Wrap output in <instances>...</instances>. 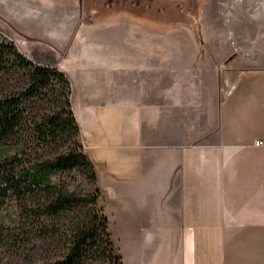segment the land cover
I'll list each match as a JSON object with an SVG mask.
<instances>
[{
  "label": "crops",
  "instance_id": "1",
  "mask_svg": "<svg viewBox=\"0 0 264 264\" xmlns=\"http://www.w3.org/2000/svg\"><path fill=\"white\" fill-rule=\"evenodd\" d=\"M96 4L53 19L24 11L16 27L26 42L40 40L24 20L61 29L47 54L72 84L71 106L75 79L81 108L118 119L132 151L125 218L148 228L124 264H155L157 247L159 264H264V67L219 96L207 46L168 31L166 13Z\"/></svg>",
  "mask_w": 264,
  "mask_h": 264
},
{
  "label": "rangeland",
  "instance_id": "2",
  "mask_svg": "<svg viewBox=\"0 0 264 264\" xmlns=\"http://www.w3.org/2000/svg\"><path fill=\"white\" fill-rule=\"evenodd\" d=\"M97 1L0 0V31L34 64L53 66L52 58L47 54L49 51L53 53L55 46V43L50 41L51 35L61 37L62 30L47 26L38 27L30 19L24 20L23 28L30 35L28 39L32 41L31 38H37L41 41L26 42L19 33L20 29L16 27L22 15L24 16L23 12L26 11L28 15L39 13L53 19L61 14L93 11L100 7L96 4ZM104 2V7L113 6L118 10L161 11L166 13L168 31L175 27L187 29L191 34L188 42L207 46L205 49L208 51L203 54H208L209 60L214 63L216 91L219 96L223 95L243 70L264 67V0ZM49 41L50 44H47ZM21 43L40 55H32L30 51L23 50ZM66 68L69 72L70 67ZM73 82L72 108L80 132L79 152L81 155H88L93 163L96 182L92 186L81 169L62 173L58 177L66 189L74 190L83 197L88 193L95 195L94 189L98 190L97 209H101L99 215L107 219L108 233L114 248L111 257L107 252L95 251L93 248L95 252L85 256L82 264H124L126 248L134 245L143 251L144 243L141 241L148 231L147 227H131L125 218L128 208L134 203L126 189V179L132 171V163H129L132 151L119 137L116 116L111 113L104 115L102 111L89 114L80 107L78 84L75 79ZM46 101L37 104L42 112L51 108L50 103ZM68 146H71V140L65 137L56 146L47 147L45 150L48 154H53L55 151H64ZM3 150L2 155L11 154L12 144H8ZM18 205L15 197H12L0 207V229L3 232L0 236V264H47L63 258L70 245L71 232L82 224L91 222L93 216L90 204L82 201L71 212H63L51 218L44 217L39 223L36 222L30 235H25L22 233L27 223L21 218ZM155 253V264H159L158 247Z\"/></svg>",
  "mask_w": 264,
  "mask_h": 264
},
{
  "label": "trees",
  "instance_id": "3",
  "mask_svg": "<svg viewBox=\"0 0 264 264\" xmlns=\"http://www.w3.org/2000/svg\"><path fill=\"white\" fill-rule=\"evenodd\" d=\"M70 96L71 84L63 72L55 66L34 64L13 42L0 36V207L15 197L27 223L25 235L44 217L71 212L82 201L93 212L91 222L71 232L64 257L47 264H82L96 250L110 257L114 254L107 219L97 209L98 190L83 197L66 189L58 177L81 169L92 186L96 182L93 163L79 152L80 132ZM43 101L51 105L44 113L37 105ZM65 137L71 146L53 154L46 152L45 148L56 146ZM8 144L13 152L2 155ZM2 233L0 229V236Z\"/></svg>",
  "mask_w": 264,
  "mask_h": 264
},
{
  "label": "built area",
  "instance_id": "4",
  "mask_svg": "<svg viewBox=\"0 0 264 264\" xmlns=\"http://www.w3.org/2000/svg\"><path fill=\"white\" fill-rule=\"evenodd\" d=\"M0 36L1 37H3V38H5L6 40H10L6 35H4L1 31H0ZM254 145L255 146H259V145H261V142L260 141H256L255 143H254Z\"/></svg>",
  "mask_w": 264,
  "mask_h": 264
}]
</instances>
